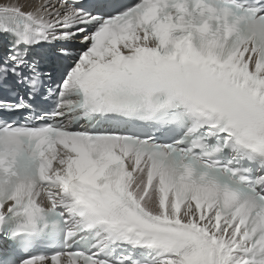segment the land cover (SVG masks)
<instances>
[{"label":"snow or ice","instance_id":"1","mask_svg":"<svg viewBox=\"0 0 264 264\" xmlns=\"http://www.w3.org/2000/svg\"><path fill=\"white\" fill-rule=\"evenodd\" d=\"M23 7L0 5V264H264V0Z\"/></svg>","mask_w":264,"mask_h":264},{"label":"bare ground","instance_id":"2","mask_svg":"<svg viewBox=\"0 0 264 264\" xmlns=\"http://www.w3.org/2000/svg\"><path fill=\"white\" fill-rule=\"evenodd\" d=\"M44 3V0H0V5L3 4H20L23 5L24 11L33 10L39 4Z\"/></svg>","mask_w":264,"mask_h":264}]
</instances>
